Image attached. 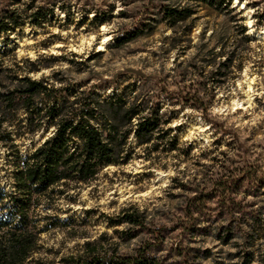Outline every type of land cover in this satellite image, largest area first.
Listing matches in <instances>:
<instances>
[{"label":"rangeland","instance_id":"rangeland-1","mask_svg":"<svg viewBox=\"0 0 264 264\" xmlns=\"http://www.w3.org/2000/svg\"><path fill=\"white\" fill-rule=\"evenodd\" d=\"M164 8L189 16L170 26ZM38 9L51 15L30 24ZM5 11L21 24L0 35L2 85L12 72L26 74L28 60L35 80L118 93L160 124L145 145L130 135L126 161L35 211L54 226L40 235L33 260L60 264L86 243L133 254L151 242L162 264H264V231L257 237L250 220L264 208V0H0ZM135 29L138 37L118 42ZM24 118L19 111L1 127L6 191L18 157L53 130L33 135ZM196 202L200 213L190 211ZM129 208L162 238L127 240L128 227L111 221Z\"/></svg>","mask_w":264,"mask_h":264},{"label":"trees","instance_id":"trees-1","mask_svg":"<svg viewBox=\"0 0 264 264\" xmlns=\"http://www.w3.org/2000/svg\"><path fill=\"white\" fill-rule=\"evenodd\" d=\"M162 11L170 26L189 16L186 10L164 8ZM50 15L51 12L38 9L27 18L30 24L41 25ZM19 20L20 16L13 11L2 13L0 35L14 32L21 24ZM136 30L118 38V42L138 37L141 33ZM0 55L5 56L1 49ZM25 62L29 65L26 74L7 75L8 87L0 81V135L2 125L19 111L24 113V124L33 135L53 130L33 152L18 157L13 190L6 191L0 186V264H44L33 260L32 256L39 248L40 235L54 226V219L48 215L41 217L35 211L41 205L49 208L51 202L66 191L88 185L103 167L126 161L131 148L130 135L142 146L150 142L160 125L157 118L143 115L141 103L130 102L118 93L101 96L74 87L55 88L45 79L35 80L28 74L38 69L32 62ZM3 73L0 68V79ZM198 202L190 211L201 212ZM228 210L232 214L240 213V210ZM250 217L258 228L255 229L258 237L264 231L261 230L264 208ZM111 222L128 227L123 232L127 240L140 233H147L152 240L162 238L161 229L149 227L144 213L135 208L123 210ZM223 234L220 236L225 240L232 238L231 231ZM85 247L84 253L64 258L60 264H162L153 254L159 250L158 246L151 242L143 244L133 254H120L116 249H104L91 243H86Z\"/></svg>","mask_w":264,"mask_h":264},{"label":"bare ground","instance_id":"bare-ground-1","mask_svg":"<svg viewBox=\"0 0 264 264\" xmlns=\"http://www.w3.org/2000/svg\"><path fill=\"white\" fill-rule=\"evenodd\" d=\"M250 89V87L248 86V90Z\"/></svg>","mask_w":264,"mask_h":264},{"label":"water","instance_id":"water-1","mask_svg":"<svg viewBox=\"0 0 264 264\" xmlns=\"http://www.w3.org/2000/svg\"><path fill=\"white\" fill-rule=\"evenodd\" d=\"M44 142V141H43Z\"/></svg>","mask_w":264,"mask_h":264}]
</instances>
